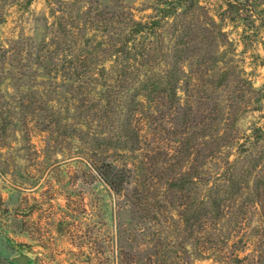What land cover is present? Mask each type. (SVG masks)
Wrapping results in <instances>:
<instances>
[{
	"label": "rangeland",
	"instance_id": "obj_1",
	"mask_svg": "<svg viewBox=\"0 0 264 264\" xmlns=\"http://www.w3.org/2000/svg\"><path fill=\"white\" fill-rule=\"evenodd\" d=\"M90 1L0 0L4 19L0 40L6 48L15 47L7 60L8 78L1 86L5 102L0 106V264H19L16 258L22 256L27 257L24 264H113L117 226L131 231L139 222L122 199L98 183L95 165L142 161L147 163L145 180L150 182L153 175L165 172L167 163L177 160L174 149H179L183 132L208 134L215 130L213 121L229 115L223 128L242 143L254 128L264 127V0H233L235 13L228 11L231 0H198L202 9L185 17L188 47L177 104L162 96L152 104L145 102L148 119L139 152L122 154L98 146L94 139L99 132L105 135L111 128L103 129L97 107L92 113L82 108L97 100L100 88L91 90L93 86L79 77L81 50L98 44L100 49H113L122 38V23H116L120 17L150 24L159 17L153 8L165 1ZM54 17L65 24L70 18L78 23L67 43L55 33ZM172 22L170 18L163 23L161 34L137 36L129 45L138 51L141 47L170 50L180 31L179 26L171 28ZM163 67V62L156 63L157 71ZM66 72L74 75L68 77ZM184 119L193 122L188 131L181 126ZM210 141L200 139L191 152L207 155L209 146L203 142ZM236 148L220 149L214 161L206 159L204 170L214 174L225 168ZM261 210L250 205L238 225L230 217L220 221L209 228L205 245L202 240L183 239L176 212L174 222L161 217L163 252L153 260L157 264H264ZM223 233L232 237L225 240ZM136 242L132 245L136 256L151 255L146 241L143 248ZM199 251L206 252L204 258L196 257Z\"/></svg>",
	"mask_w": 264,
	"mask_h": 264
},
{
	"label": "trees",
	"instance_id": "obj_2",
	"mask_svg": "<svg viewBox=\"0 0 264 264\" xmlns=\"http://www.w3.org/2000/svg\"><path fill=\"white\" fill-rule=\"evenodd\" d=\"M45 1L49 4L50 0ZM164 1L163 6L153 8L157 9L159 17L150 24L128 18L121 21V17L117 20V16L116 23H122V38L120 44L113 49V46L100 49L98 44L90 50L85 47L81 50L79 57L82 66L78 75L86 85L93 86L91 90L100 88L97 100L90 107L82 108L92 113V109L97 107L95 112L104 121L103 129L107 125L111 128V133L103 135L105 131L99 132V136L94 139L98 146H105L122 154L139 152L145 139L143 129L146 128L148 119V115L144 113L145 102L152 104L161 96L171 105L178 102L177 88L184 76L182 64L188 47L184 35L187 26L185 17L202 7L198 0ZM88 3L91 1L88 0ZM227 4L228 11H238L233 0ZM170 18L174 21L171 28L180 27L170 50L158 47L146 50V47H141L138 51L129 45L137 36L147 38L154 31L161 34L159 30ZM84 21L87 23L89 20ZM3 22L4 19L0 16V25ZM77 24L74 18H70V23L65 24L59 17H54L52 23L56 26L55 33L62 36L64 43H67L65 40L69 37H73L72 30L76 29ZM84 24L85 22L83 27ZM85 37V43H88L89 38ZM72 39L70 41L75 43ZM14 48L4 47L0 40V106L5 102L1 86L8 78L7 60ZM106 62L109 63L108 66ZM159 62H163L164 67L157 71L155 66ZM65 69L69 68L63 67L64 71ZM71 75L74 73L66 72V76ZM184 116L188 117V114ZM21 119V124L25 127L24 116ZM229 120V115L226 118L222 115L221 119L212 122L215 130L208 134L203 130L190 135L189 132H183L177 142L179 149H174L177 160L167 163L165 172L159 176L153 175L150 182L145 180L148 177L147 174L145 176L147 163L142 161L141 164L123 162L122 165L116 161H103L94 166L98 183L106 187L117 200L122 199L123 205L128 207L129 213L139 222L138 228L131 231L122 224L117 226L113 264H157L153 258L157 259L163 252L164 244V229L159 227L162 223L160 218L174 222L173 212H176V221L178 220L184 232L183 239L202 240L203 245L209 239V228H215L220 221L229 217L238 225L245 219L250 205L259 206L263 210L261 214L264 219V127L254 128L245 141L238 143V137L232 132L227 133V127L223 128L222 123ZM191 125V119H184L181 123L185 131ZM220 125L222 128L218 127ZM4 128L5 125H2V130ZM200 139L211 140L209 143L203 142L209 146L207 155H202L199 150H190V147L195 148ZM234 145L237 147L234 158L231 161L226 159L223 166L225 168L214 174L204 170L206 159L214 161L220 149ZM183 147L185 151L182 150ZM223 237L227 240L232 234L223 233ZM136 239L139 248H143L141 244L144 241L147 242L151 247L150 256L135 255L138 251L132 245L137 243ZM205 253L199 251L196 257L204 258Z\"/></svg>",
	"mask_w": 264,
	"mask_h": 264
},
{
	"label": "water",
	"instance_id": "obj_3",
	"mask_svg": "<svg viewBox=\"0 0 264 264\" xmlns=\"http://www.w3.org/2000/svg\"><path fill=\"white\" fill-rule=\"evenodd\" d=\"M27 259L26 256L18 257L16 258V261L19 262V264H24V261Z\"/></svg>",
	"mask_w": 264,
	"mask_h": 264
}]
</instances>
